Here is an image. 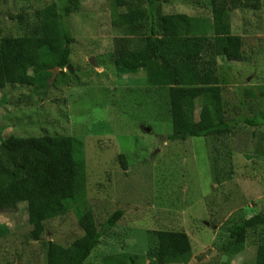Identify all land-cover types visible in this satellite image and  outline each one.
Wrapping results in <instances>:
<instances>
[{
  "label": "rangeland",
  "instance_id": "1",
  "mask_svg": "<svg viewBox=\"0 0 264 264\" xmlns=\"http://www.w3.org/2000/svg\"><path fill=\"white\" fill-rule=\"evenodd\" d=\"M260 1L259 9L229 14L232 33L242 38V60L224 63L214 57L224 118L233 126L227 134L166 139L171 133L168 87L149 86L143 70L119 72L113 64L118 50L143 46L148 23L123 36L111 25L112 0H79L66 20L75 39L71 71L55 70L56 83L43 95L27 86L0 84L2 137H74L75 157L85 163L87 206L98 225L122 210L83 264L120 258L139 264H257L264 227L248 230L237 253L217 247L226 240V227L264 212V127L242 122L243 116L264 114ZM62 2L0 0L2 35L27 33L35 12L50 3L59 9ZM161 9L201 18L212 34L209 0H162ZM200 106L197 98L195 119ZM30 230L25 202L0 212V264H44L48 241L67 246L82 235L72 210L44 221L38 240ZM167 231L187 234L190 251L183 260L163 261L160 233Z\"/></svg>",
  "mask_w": 264,
  "mask_h": 264
},
{
  "label": "trees",
  "instance_id": "2",
  "mask_svg": "<svg viewBox=\"0 0 264 264\" xmlns=\"http://www.w3.org/2000/svg\"><path fill=\"white\" fill-rule=\"evenodd\" d=\"M112 2L111 25L123 36H130L134 28L148 23L143 46L118 50L113 64L119 72L143 70L149 86L168 87L171 133L166 139L185 141L231 132L233 126L222 110L214 57L224 63L242 60V38L232 33L229 14L239 9H259L261 1L209 0L211 35L201 18L162 13V0ZM78 4L79 0H63L59 9L55 3L44 6L35 12L34 27L18 36H3L0 28V84L27 86L35 94L43 95L56 83L55 68L62 73L69 65L75 39L66 20ZM250 94L246 89L244 95ZM197 98H201V106L195 119ZM242 122L264 127V114L243 116ZM1 133L0 128V212L15 210L20 202H25L31 226L29 236L38 240L44 231V221L72 210L82 235L67 246L48 241L44 264H83L105 232L120 219L122 210H115L98 225L87 206L85 163L81 157H75L74 137H2ZM118 159L125 170L124 154ZM257 227H264V212L226 227V240L217 250L237 253L243 248L247 231ZM160 234L166 249L163 261L183 260L190 251L187 234L183 231ZM257 249V264H264V244ZM110 261L106 264H139L130 258Z\"/></svg>",
  "mask_w": 264,
  "mask_h": 264
},
{
  "label": "water",
  "instance_id": "3",
  "mask_svg": "<svg viewBox=\"0 0 264 264\" xmlns=\"http://www.w3.org/2000/svg\"><path fill=\"white\" fill-rule=\"evenodd\" d=\"M92 62V61H91ZM93 63V62H92ZM66 69H68V70H70L71 71V67H70V65H67V67H66ZM55 70L57 71V70H59L58 68H55ZM147 131H148V129H146ZM204 260H207V259H204Z\"/></svg>",
  "mask_w": 264,
  "mask_h": 264
}]
</instances>
